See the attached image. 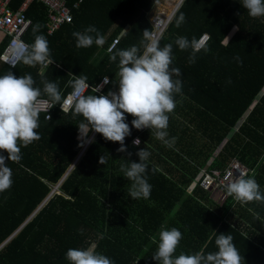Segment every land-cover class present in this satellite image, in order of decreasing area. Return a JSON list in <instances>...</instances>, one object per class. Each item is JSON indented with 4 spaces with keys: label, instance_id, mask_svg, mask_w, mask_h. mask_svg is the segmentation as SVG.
Masks as SVG:
<instances>
[{
    "label": "trees",
    "instance_id": "obj_1",
    "mask_svg": "<svg viewBox=\"0 0 264 264\" xmlns=\"http://www.w3.org/2000/svg\"><path fill=\"white\" fill-rule=\"evenodd\" d=\"M24 1L14 0L12 8ZM64 1L72 10L73 22L50 36L42 5L32 3L25 13L32 26L42 25L41 32L49 42L54 63L44 69L45 78L58 84L63 99L72 90L66 87L74 78L69 73L87 77L92 87L108 76L111 82L104 94L118 92V60L110 62L106 48L118 35L114 52L139 46L143 31H152L149 13L157 3ZM181 14L185 22L177 28ZM90 25L104 36L105 45L77 48L72 33L83 32ZM204 34L208 35L209 51L201 50L195 63L189 64L192 50L181 51L174 41L180 36L198 40ZM224 36L229 37L228 46L222 44ZM24 40L34 42L32 27ZM168 43L173 44L172 66L181 70L183 85L182 96H175L177 104L167 129L169 138L176 137L175 146L166 147L151 136L150 129H135L133 117L126 114L132 129L125 140L127 152H118L121 145L99 133L94 142L81 147L77 125L83 117L63 113L59 104L50 114L51 120L39 114L40 139L21 147L19 163L6 161L13 183L0 193V264H69V248L92 245L113 264H158L153 253L161 226L181 231L176 255L210 252L217 248L215 239L220 233L232 235L233 242L238 239L253 246L248 235L239 231L241 217L249 224L261 223L264 203L245 204L239 218L230 211L235 205L232 198L217 203L198 183L192 185L195 179L200 181V169L223 170L236 159L251 170L248 177H254L264 192V17L252 18L241 0H183L160 39L161 47ZM5 44L6 40L0 42V54ZM9 70L17 78L31 74L35 86L43 88L39 65L18 62L11 68L0 61V75ZM85 94L94 93L87 90ZM40 97L50 101L44 94ZM134 137L141 140L138 147L131 145ZM145 148L151 153L147 176L151 194L133 200L128 195L131 182L121 165L126 159L139 162L136 153ZM101 156H105V164H100Z\"/></svg>",
    "mask_w": 264,
    "mask_h": 264
},
{
    "label": "clouds",
    "instance_id": "obj_2",
    "mask_svg": "<svg viewBox=\"0 0 264 264\" xmlns=\"http://www.w3.org/2000/svg\"><path fill=\"white\" fill-rule=\"evenodd\" d=\"M159 3V0H155ZM242 7L246 9L252 18L264 17V0H241ZM185 22V16L181 14L176 19V27L179 28ZM42 25L37 22L32 26L34 42L25 44L23 41H13L11 47V68L16 67L17 62L24 65L40 66L39 75L43 88L36 87V81L31 74L19 78L9 70L0 75V193L11 188L12 170L6 161L19 163L22 159L21 147H28L34 141L39 140L37 132L39 128L38 98L44 94L53 104H59L62 112L71 110L73 118L83 117L77 125L81 147L84 143L94 142L89 140L88 134L92 131L99 133L107 141L118 142L121 147L118 152H127L126 137L131 135L132 129L126 122L127 115L133 117L132 126L140 131L151 130V136L161 141L166 147L173 148L176 137L169 138L170 114L176 108V95L182 96L181 70L173 67V44L160 46V40L150 30L143 31L140 45H133L127 49L113 51L109 48L110 62H117L118 71L116 80L119 91L109 90L106 95H97L102 85L92 87L95 94H85L88 88L87 77L81 75L69 79L66 87H71V109L64 101L59 86L56 82L48 81L44 76V69L52 65L49 42L41 32ZM76 39L77 48H90L93 44L97 47L105 45V38L95 26H88L83 32L72 33ZM224 46H228L229 37L224 36ZM205 35L191 41L184 36L177 37L174 44L181 51L191 49L189 64L195 63L197 53L203 50L209 51L205 41ZM239 59V58H237ZM111 81L104 77L103 83ZM47 119L51 120L49 115ZM134 146H139L141 140L134 139ZM6 152L5 157L2 153ZM131 156V153H128ZM136 155L139 162L130 161L121 165L124 177L131 182L128 195L133 199H147L151 194V185L147 176L150 169L149 157L151 153L140 149ZM100 164H105V156H101ZM154 172L155 169H152ZM228 196H231L241 205L249 202L264 203V192L254 177L241 175L231 180L226 186ZM182 233L173 227L170 230L161 226L157 250L153 253V259L158 264H242V257L233 243V236L220 233L215 239L218 251L207 252L203 250L194 254L176 251L182 240ZM153 242L156 239L153 238ZM69 264H113V261L104 254L95 251V245L88 248H69L66 252Z\"/></svg>",
    "mask_w": 264,
    "mask_h": 264
},
{
    "label": "built area",
    "instance_id": "obj_3",
    "mask_svg": "<svg viewBox=\"0 0 264 264\" xmlns=\"http://www.w3.org/2000/svg\"><path fill=\"white\" fill-rule=\"evenodd\" d=\"M13 1L14 0H0V36L3 38V40H6V44L0 54V61L4 62L9 66H11L12 63V53L10 46L12 45L13 41H23L25 44H27L24 38L27 35L28 31L31 29L32 22L25 17V13L30 4L35 3L43 6L46 16V34L49 36L58 32L64 25L71 24L73 22L72 10L68 7L67 3L64 0H25L18 8L15 9L12 8ZM80 4L81 2L75 5L74 8H78ZM176 11L177 8L175 7V9L169 14L161 12L157 14L149 13V20L152 25V32L155 34L156 37L159 38V40L162 38L166 30L168 29ZM205 35L206 34L200 36L199 39H201ZM120 36L121 35H118L109 43L108 47L106 48L107 54H109V48H113L114 50L115 47L118 45ZM206 36L208 37V35ZM207 41L208 39L205 41V43H207ZM103 80L104 78L97 84L102 85L101 91L96 93L97 95L104 94V88L108 85L104 84ZM87 90L92 91V86L88 85L86 91ZM71 92L72 90L64 98V101L67 102L69 109H71L72 105ZM37 107L40 109L39 114L44 115L45 119L48 120L47 117L52 114L56 105L45 98L39 97ZM59 108L60 110H62L61 106ZM70 111L71 110L66 113H69ZM136 138L139 137H134L131 140V145L134 146L133 141ZM250 174V169L245 167L238 160L232 159L227 165V167L223 170H207L205 168L200 169L198 172V176L200 178L198 186L200 189H203L210 195L218 196L222 200V202H224L227 198H232L231 196L227 195V184L231 180L239 178L241 175H245L247 178ZM232 200L234 204L238 203L233 198Z\"/></svg>",
    "mask_w": 264,
    "mask_h": 264
},
{
    "label": "crops",
    "instance_id": "obj_4",
    "mask_svg": "<svg viewBox=\"0 0 264 264\" xmlns=\"http://www.w3.org/2000/svg\"><path fill=\"white\" fill-rule=\"evenodd\" d=\"M150 13L157 14L152 13V11ZM244 208L245 205L237 203L230 208V211L232 214H235V217L240 218L241 214H243L242 211ZM240 212L242 213L239 214ZM259 219L261 220V223L249 224L246 223L245 220H243V218L241 217L242 223L241 229H239V231L244 234V237L248 235L249 240L253 244V246L251 247L238 239L233 242L241 257L243 258L242 264H264V216L259 217ZM215 251H218V248L212 249L210 252Z\"/></svg>",
    "mask_w": 264,
    "mask_h": 264
},
{
    "label": "rangeland",
    "instance_id": "obj_5",
    "mask_svg": "<svg viewBox=\"0 0 264 264\" xmlns=\"http://www.w3.org/2000/svg\"><path fill=\"white\" fill-rule=\"evenodd\" d=\"M179 2V0H178ZM177 0H159V3L156 4V6L154 7V9H152V13H166L169 14L171 13L176 5H177ZM3 40V38L0 36V42ZM198 183V178L194 180L193 185H197ZM213 198L215 197V200L218 202L217 203H221L222 200L218 197V196H212Z\"/></svg>",
    "mask_w": 264,
    "mask_h": 264
},
{
    "label": "water",
    "instance_id": "obj_6",
    "mask_svg": "<svg viewBox=\"0 0 264 264\" xmlns=\"http://www.w3.org/2000/svg\"><path fill=\"white\" fill-rule=\"evenodd\" d=\"M182 1L183 0H179V2H178V4H177V6H176V8L178 9V7L180 6V4L182 3ZM96 133L93 131V133H92V135L90 136V139L89 140H91L93 137H94V135H95ZM88 145V143L85 145V147ZM85 149V148H84ZM84 149L81 151V153H80V155L82 154V152L84 151ZM80 155L77 157V159L75 160V162H74V164L76 163V161L78 160V158L80 157ZM73 164V165H74ZM73 167V166H72ZM72 169V168H71Z\"/></svg>",
    "mask_w": 264,
    "mask_h": 264
},
{
    "label": "bare ground",
    "instance_id": "obj_7",
    "mask_svg": "<svg viewBox=\"0 0 264 264\" xmlns=\"http://www.w3.org/2000/svg\"><path fill=\"white\" fill-rule=\"evenodd\" d=\"M177 3H178V0H177Z\"/></svg>",
    "mask_w": 264,
    "mask_h": 264
}]
</instances>
